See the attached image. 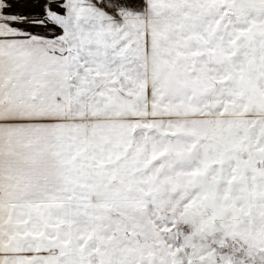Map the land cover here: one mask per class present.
<instances>
[{"label":"snow or ice","instance_id":"6c2138e0","mask_svg":"<svg viewBox=\"0 0 264 264\" xmlns=\"http://www.w3.org/2000/svg\"><path fill=\"white\" fill-rule=\"evenodd\" d=\"M0 264H264V0H0Z\"/></svg>","mask_w":264,"mask_h":264}]
</instances>
